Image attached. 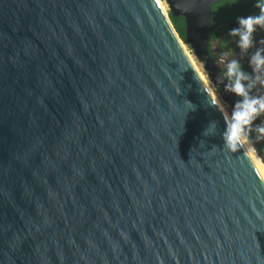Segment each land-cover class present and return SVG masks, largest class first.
<instances>
[{
    "label": "water",
    "instance_id": "1",
    "mask_svg": "<svg viewBox=\"0 0 264 264\" xmlns=\"http://www.w3.org/2000/svg\"><path fill=\"white\" fill-rule=\"evenodd\" d=\"M165 1L232 107L221 0ZM183 43L159 0H0V264H264V181Z\"/></svg>",
    "mask_w": 264,
    "mask_h": 264
},
{
    "label": "clouds",
    "instance_id": "2",
    "mask_svg": "<svg viewBox=\"0 0 264 264\" xmlns=\"http://www.w3.org/2000/svg\"><path fill=\"white\" fill-rule=\"evenodd\" d=\"M239 3V0H234ZM258 14L240 16L238 27L232 28L228 36L235 42L240 56H247L246 71L241 60L237 58L232 41L221 46L216 53V64L223 66L218 81H224V91L234 95L237 100L230 113L223 112L224 130L223 149L232 153L250 154L255 144L264 141V95H255L253 90L264 87V39L257 40V33L264 31V0H256ZM260 46H257V45ZM213 48H216L213 42ZM190 111L195 106L189 103ZM217 107L218 110L219 106ZM218 132V123L211 122L204 132L205 136H214Z\"/></svg>",
    "mask_w": 264,
    "mask_h": 264
},
{
    "label": "trees",
    "instance_id": "3",
    "mask_svg": "<svg viewBox=\"0 0 264 264\" xmlns=\"http://www.w3.org/2000/svg\"><path fill=\"white\" fill-rule=\"evenodd\" d=\"M241 0H239L240 2ZM234 0H221L218 3H216L213 6V17H212V25H211V45H210V54L213 58V60H216V56L214 55L212 51V43L215 41H219V47L221 49V46L226 44L229 41H232V38L228 36L229 30L232 28L233 24H236L237 21V15L231 14L232 5L234 4ZM219 10L224 11V15L219 16ZM230 11V12H229ZM246 16V15H245ZM169 17L170 20L178 33L181 40L186 44V23L185 19L183 17H174L172 13L169 11ZM230 22L229 27H222L218 29V27H221L225 23ZM235 43H231V47H234ZM244 65V68L246 71H251V69L248 67V63L241 62ZM216 90L219 92V89L216 88ZM264 90V87H263ZM253 94L258 95V89L253 90ZM258 147L263 150L264 153V147L262 145L258 144Z\"/></svg>",
    "mask_w": 264,
    "mask_h": 264
},
{
    "label": "rangeland",
    "instance_id": "4",
    "mask_svg": "<svg viewBox=\"0 0 264 264\" xmlns=\"http://www.w3.org/2000/svg\"><path fill=\"white\" fill-rule=\"evenodd\" d=\"M159 1L161 2V4H164L163 6H164V8H165V11H167V12L169 13V7H168L166 1H165V0H159ZM219 13L222 15L221 10H219ZM238 17H239V16H237V18H238ZM236 21H237V19H236ZM222 27H229V24H228V23H225V24L222 25L221 27H218V29H220V28H222ZM256 38H257L258 41L261 40V39H264V31L258 32ZM233 43H235V42L233 41ZM183 44H184L183 47L186 49V51L190 54V56L193 57L194 62L196 63V66H197L198 71L204 76V78L206 79V81H207V83H208L210 89H211L212 92L216 95V97L218 98V100L221 102V104H222V106H223L225 112L230 113L231 110H232V107L230 106L229 103L224 102V100H223V99L221 98V96L219 95V92L216 90V88H215V87L213 86V84L211 83V81H210V77L208 76V73H207V71L205 70V64L202 63V62L198 59V57L196 56L195 52H194V51H193L188 45H186L185 43H183ZM215 44H216V48L214 49L213 46H212V51H213L214 55L216 56V53L220 51L219 41H215ZM212 45H213V43H212ZM257 46H260V45L258 44ZM232 48L235 49V52H236V54H237V58H239V59L241 60V62H245V63H247V56H240V54H239V49L236 48V46H234V47H232ZM217 66H218V65H217ZM222 67H223V66L218 67V68L220 69V71L222 70ZM257 89H258V95H264L263 87H258ZM258 144H260V145H262V147H264V141H260V142H258ZM254 151H255V150H254ZM261 151L263 152V150H261ZM255 154H256L257 157L259 158V161H260L261 165L264 167V165H263V163H262L260 157L258 156V154H257L256 152H255Z\"/></svg>",
    "mask_w": 264,
    "mask_h": 264
},
{
    "label": "bare ground",
    "instance_id": "5",
    "mask_svg": "<svg viewBox=\"0 0 264 264\" xmlns=\"http://www.w3.org/2000/svg\"><path fill=\"white\" fill-rule=\"evenodd\" d=\"M160 2V1H159ZM160 5L162 7L163 10H165L164 8V4ZM190 63L192 64V66L194 67L195 71L197 72V74L199 75L200 79L202 80V82L204 83L205 87L207 88V90L209 91V93L211 94V96L213 97L214 101L216 102L217 106H219V109L221 110V112H225L221 102L218 100V98L216 97V95L212 92V90L210 89L206 79L204 78V76L198 71L196 63L194 62V59L192 56H190V54L186 51V49L183 47ZM252 163L254 164V166L256 167V169L258 170L260 176L262 177L263 181H264V167L261 165L259 158L257 157V155L255 154V151H252L250 154H248Z\"/></svg>",
    "mask_w": 264,
    "mask_h": 264
},
{
    "label": "flooded vegetation",
    "instance_id": "6",
    "mask_svg": "<svg viewBox=\"0 0 264 264\" xmlns=\"http://www.w3.org/2000/svg\"><path fill=\"white\" fill-rule=\"evenodd\" d=\"M256 0H241L239 3H234L231 7V14L237 16H248L258 14V9L255 7ZM222 15H224V11H222ZM221 14L219 13V16ZM230 25V22H227Z\"/></svg>",
    "mask_w": 264,
    "mask_h": 264
}]
</instances>
